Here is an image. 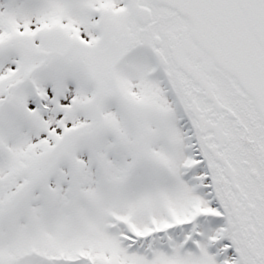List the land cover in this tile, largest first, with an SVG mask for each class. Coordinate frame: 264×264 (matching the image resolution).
I'll list each match as a JSON object with an SVG mask.
<instances>
[{
    "label": "snow or ice",
    "instance_id": "1",
    "mask_svg": "<svg viewBox=\"0 0 264 264\" xmlns=\"http://www.w3.org/2000/svg\"><path fill=\"white\" fill-rule=\"evenodd\" d=\"M0 264H264V0H0Z\"/></svg>",
    "mask_w": 264,
    "mask_h": 264
}]
</instances>
